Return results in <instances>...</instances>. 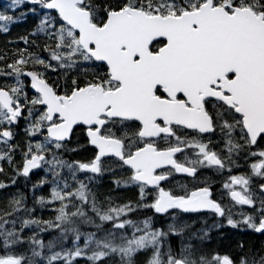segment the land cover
Segmentation results:
<instances>
[{"label": "snow or ice", "instance_id": "6c2138e0", "mask_svg": "<svg viewBox=\"0 0 264 264\" xmlns=\"http://www.w3.org/2000/svg\"><path fill=\"white\" fill-rule=\"evenodd\" d=\"M0 35V264H264V0H9Z\"/></svg>", "mask_w": 264, "mask_h": 264}, {"label": "trees", "instance_id": "16d2710c", "mask_svg": "<svg viewBox=\"0 0 264 264\" xmlns=\"http://www.w3.org/2000/svg\"><path fill=\"white\" fill-rule=\"evenodd\" d=\"M17 34H18V33H17ZM3 42H4V40H1V41H0V44H3ZM101 190H102V191H105V189H102V188H101ZM127 195H128V196H132L133 193L128 192ZM46 215H47V214H46Z\"/></svg>", "mask_w": 264, "mask_h": 264}, {"label": "rangeland", "instance_id": "374dc122", "mask_svg": "<svg viewBox=\"0 0 264 264\" xmlns=\"http://www.w3.org/2000/svg\"><path fill=\"white\" fill-rule=\"evenodd\" d=\"M7 4H8V3H3V4H2V9H3V11L6 9ZM2 36H3V35H2Z\"/></svg>", "mask_w": 264, "mask_h": 264}, {"label": "flooded vegetation", "instance_id": "af4514ba", "mask_svg": "<svg viewBox=\"0 0 264 264\" xmlns=\"http://www.w3.org/2000/svg\"><path fill=\"white\" fill-rule=\"evenodd\" d=\"M105 191L107 190V187H104Z\"/></svg>", "mask_w": 264, "mask_h": 264}]
</instances>
